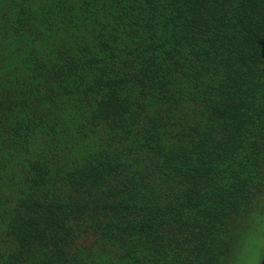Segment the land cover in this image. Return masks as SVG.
<instances>
[{
    "label": "trees",
    "instance_id": "trees-1",
    "mask_svg": "<svg viewBox=\"0 0 264 264\" xmlns=\"http://www.w3.org/2000/svg\"><path fill=\"white\" fill-rule=\"evenodd\" d=\"M262 233L264 0H0V264H246Z\"/></svg>",
    "mask_w": 264,
    "mask_h": 264
},
{
    "label": "clouds",
    "instance_id": "clouds-1",
    "mask_svg": "<svg viewBox=\"0 0 264 264\" xmlns=\"http://www.w3.org/2000/svg\"><path fill=\"white\" fill-rule=\"evenodd\" d=\"M261 247H264V233L252 240V250L251 253L248 254L246 264H259L257 257L259 256Z\"/></svg>",
    "mask_w": 264,
    "mask_h": 264
},
{
    "label": "water",
    "instance_id": "water-1",
    "mask_svg": "<svg viewBox=\"0 0 264 264\" xmlns=\"http://www.w3.org/2000/svg\"><path fill=\"white\" fill-rule=\"evenodd\" d=\"M263 260H264V257H263ZM263 260H262V261H263Z\"/></svg>",
    "mask_w": 264,
    "mask_h": 264
}]
</instances>
